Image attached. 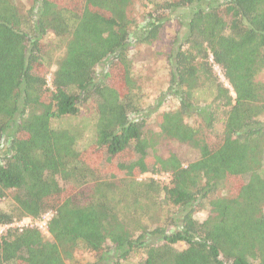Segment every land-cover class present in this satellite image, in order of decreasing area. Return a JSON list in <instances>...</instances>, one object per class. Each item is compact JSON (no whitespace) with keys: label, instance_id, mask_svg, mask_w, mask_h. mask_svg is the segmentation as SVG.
I'll list each match as a JSON object with an SVG mask.
<instances>
[{"label":"trees","instance_id":"16d2710c","mask_svg":"<svg viewBox=\"0 0 264 264\" xmlns=\"http://www.w3.org/2000/svg\"><path fill=\"white\" fill-rule=\"evenodd\" d=\"M135 1L36 0L25 11L0 0V201L12 200L0 228L54 213L50 238L31 227L1 234L0 264H68L79 248L90 264H264V0H162L142 22L129 13ZM173 20L160 97L178 105L156 120L164 139L198 151L186 166L158 153L148 116L162 101L145 109L129 58L133 34L152 45ZM49 34L64 43L56 61ZM84 107L95 144L80 151L78 134L54 122ZM145 173L169 182L120 194L114 180ZM91 182L94 195L80 189Z\"/></svg>","mask_w":264,"mask_h":264},{"label":"rangeland","instance_id":"374dc122","mask_svg":"<svg viewBox=\"0 0 264 264\" xmlns=\"http://www.w3.org/2000/svg\"><path fill=\"white\" fill-rule=\"evenodd\" d=\"M15 1L17 5L25 11H29L36 4V0ZM158 1L162 0H136L129 13L132 17H135L142 22L143 14L147 10L148 3L149 5H151L150 3H155ZM186 14L187 10L185 9L177 12V15L182 18L185 17ZM179 31L180 27L177 25L176 20H173L163 30L160 39L152 45L141 44V42L138 41V38L136 40L138 34H133L131 37L132 44L129 49V58L132 62L133 74L139 80V84L144 88L143 95H145V98H143L142 103H144V106L146 107L145 109H149L150 107H152L158 100L162 101L158 112L156 111L157 113L154 112L152 113V115L148 116V128L149 131H152V135H155V141L158 144V153L163 157H168L173 153L177 155L182 164L186 166L198 159V151L187 145H180L176 142L164 139V137L161 135V131L156 120L160 112L171 111L178 105V101H176L172 97L162 96L161 98L160 96L161 94L166 93L168 88V84L166 83L168 79V65L164 56H166L171 50V42L176 37V35L180 33ZM44 42L49 44V50L51 52V57L53 60L56 61L63 55L64 43L62 41H59L57 37L49 34L44 38ZM54 70L55 66H53L50 73H52ZM215 72L222 79V81L225 82L217 66L215 67ZM48 79L50 83V74L48 76ZM258 80L264 83V70L259 74ZM209 95L210 94H207L206 91H201L202 99L209 98ZM194 121L195 119L193 118L191 122L194 123ZM54 126L56 128H69L73 132H76L78 134L76 148L80 151H83L95 144L94 119L92 117V112L89 111L86 107L81 108L80 113L76 117L66 118L62 121H55ZM151 178L158 180L162 184L169 182L168 174L152 173H145L136 178L125 177L116 179L114 181L117 183L120 194L127 195L128 190L131 189L129 188V185H134V183H144L146 180ZM94 186L95 185L93 184V182H91L89 186L81 187L80 189L86 188L87 193L90 192L94 195L95 192L94 190H92L93 188L95 189ZM80 189L79 187H77V190ZM221 193L222 196H229L231 194V185L229 184L228 187H226V189ZM11 207L12 200L10 198L0 201V210L9 211ZM165 215V211H157L156 213V216H159L161 219H163ZM208 215L209 211L207 210V207H204L196 211L194 218L199 221H203L208 217ZM124 217L131 224L134 223V218L127 216V214ZM25 220L20 222L25 224ZM4 233L5 231L0 230V235H3ZM45 236L50 238V236ZM176 248L179 250H183L186 248V245L184 243H179L176 245ZM93 261V254H90L84 249L79 248L75 252L73 258L68 261V264H90ZM124 264H141V256H133Z\"/></svg>","mask_w":264,"mask_h":264},{"label":"built area","instance_id":"2783aa9c","mask_svg":"<svg viewBox=\"0 0 264 264\" xmlns=\"http://www.w3.org/2000/svg\"><path fill=\"white\" fill-rule=\"evenodd\" d=\"M54 213L53 212H49L45 215H43L39 220H33V219H26L25 220V224L18 222L12 225H8V226H4L1 227L0 230L1 231H7L10 228H16L18 230H23L25 228H38L44 235L49 236V231H48V224L51 221V219L53 218Z\"/></svg>","mask_w":264,"mask_h":264}]
</instances>
